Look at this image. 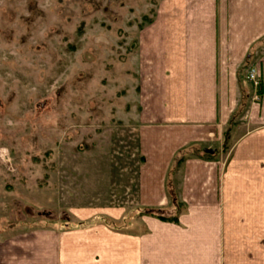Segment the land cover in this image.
I'll use <instances>...</instances> for the list:
<instances>
[{
  "label": "crops",
  "instance_id": "1",
  "mask_svg": "<svg viewBox=\"0 0 264 264\" xmlns=\"http://www.w3.org/2000/svg\"><path fill=\"white\" fill-rule=\"evenodd\" d=\"M142 4L143 21L126 30L136 33L128 119L138 161L121 195L177 221L115 229L92 217L125 221L128 206L78 209L63 228L1 236L0 264H208L212 252L215 264H264V0ZM250 67L261 101L243 104ZM224 124L238 134L229 156L201 155L217 150Z\"/></svg>",
  "mask_w": 264,
  "mask_h": 264
},
{
  "label": "rangeland",
  "instance_id": "2",
  "mask_svg": "<svg viewBox=\"0 0 264 264\" xmlns=\"http://www.w3.org/2000/svg\"><path fill=\"white\" fill-rule=\"evenodd\" d=\"M142 3L0 0V237L63 228L75 222L78 209L130 207L121 192L138 161L128 119L136 33L126 30L143 21ZM252 69L257 86L248 77ZM243 80L242 103L260 102L256 69L250 67ZM223 128L222 143L213 142L217 150L208 152L219 162L238 135ZM129 210L125 221L92 218L104 216L115 229L147 230L149 213L169 214ZM208 264H215V252Z\"/></svg>",
  "mask_w": 264,
  "mask_h": 264
},
{
  "label": "trees",
  "instance_id": "3",
  "mask_svg": "<svg viewBox=\"0 0 264 264\" xmlns=\"http://www.w3.org/2000/svg\"><path fill=\"white\" fill-rule=\"evenodd\" d=\"M204 156H208V154L206 152H204ZM150 216H153V217H157L158 219L160 220H163V221H170V222H176L177 221V218L175 215L173 216H164V215H155L154 213H149Z\"/></svg>",
  "mask_w": 264,
  "mask_h": 264
},
{
  "label": "built area",
  "instance_id": "4",
  "mask_svg": "<svg viewBox=\"0 0 264 264\" xmlns=\"http://www.w3.org/2000/svg\"><path fill=\"white\" fill-rule=\"evenodd\" d=\"M249 79L251 80V81H253V84L255 85V86H257L259 83H258V81L255 79V71L252 69L250 72H249Z\"/></svg>",
  "mask_w": 264,
  "mask_h": 264
},
{
  "label": "water",
  "instance_id": "5",
  "mask_svg": "<svg viewBox=\"0 0 264 264\" xmlns=\"http://www.w3.org/2000/svg\"><path fill=\"white\" fill-rule=\"evenodd\" d=\"M213 150L211 149H204V152H209V153H212Z\"/></svg>",
  "mask_w": 264,
  "mask_h": 264
}]
</instances>
